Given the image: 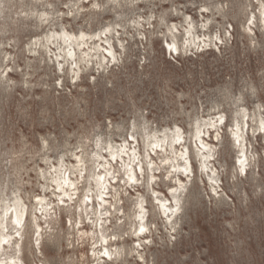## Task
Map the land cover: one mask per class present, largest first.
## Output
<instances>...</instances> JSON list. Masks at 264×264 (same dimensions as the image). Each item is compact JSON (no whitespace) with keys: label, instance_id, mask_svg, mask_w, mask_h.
<instances>
[{"label":"rangeland","instance_id":"1","mask_svg":"<svg viewBox=\"0 0 264 264\" xmlns=\"http://www.w3.org/2000/svg\"><path fill=\"white\" fill-rule=\"evenodd\" d=\"M191 20L196 34L190 43L185 31ZM174 23L181 31L176 38L169 30ZM109 25L120 33L113 39L118 59L93 53L79 62L78 74L74 60L63 57L64 43L44 39L64 27L92 33ZM168 40L180 45V54ZM204 119L219 120L206 134L217 182L202 170L193 138ZM262 120L264 0H0V210L18 197L30 209L39 195L60 203L53 165L75 162V152L88 159L99 147L128 138L146 155L149 135L180 128L193 165L173 223L153 209L143 187L121 182V190L129 187L133 198L142 193L148 200L153 232L143 235L149 236L139 247L143 261L137 251L98 263L89 216L61 206L50 224L43 218L45 258L33 254L29 241L27 264H264ZM237 123L245 131L246 169L233 135ZM152 155L156 189L171 197L175 171L168 172L178 161L164 152ZM114 166L122 177V161ZM133 200L121 202L126 212L133 213ZM130 227L123 217L111 228L127 249L139 244Z\"/></svg>","mask_w":264,"mask_h":264},{"label":"bare ground","instance_id":"2","mask_svg":"<svg viewBox=\"0 0 264 264\" xmlns=\"http://www.w3.org/2000/svg\"><path fill=\"white\" fill-rule=\"evenodd\" d=\"M115 2L116 0H114ZM118 5H120V1ZM188 23L189 26L186 28L185 34L189 35L190 43L195 42L196 27L192 20ZM169 30L174 38L181 32L175 23ZM115 34L120 33L113 25L105 26L101 31L92 33L84 30L79 32L70 31L64 27L62 31L54 30L47 33L44 39L64 43L63 57L65 60H74L72 65L75 62L76 69L73 71L78 74L81 71L79 62L93 56V53H101L103 60L118 59L113 42ZM89 42L94 44H92L93 47L89 46ZM167 45L180 54L181 47L176 41L171 43L168 40ZM78 53L80 54L79 60L77 57ZM171 54H174L173 51ZM61 56L62 54H58L57 59H60L59 57ZM218 121L204 119L198 123L193 135L197 145V156L201 161V168L203 171H207L210 180L216 182V177L211 175V172L214 173L216 171V168L211 166L213 157H215L214 147L207 141L206 134L210 133L212 128L216 129L218 127ZM262 124L264 127V120H262ZM233 135L235 141L242 147L241 168L246 169L250 158L248 153L244 151L246 142L244 126L237 123L236 128L233 129ZM134 142H138V140L131 141L128 138L120 145L110 144L108 147H99L89 155L88 159L84 156L85 154L75 152L73 153L75 162L62 161L58 165H53L54 171L51 173V179L55 189L59 191L57 195L60 203L58 204L48 199L45 195L35 197V204L32 209L27 206L21 197L14 199L12 204L4 203L0 210V264H27L24 259V245L29 241L33 244V254L35 256L45 255L43 243L47 230H44L43 218H46L45 223L50 224L54 220L53 217L56 216L57 218V208L61 209V206L68 210L70 214L73 211L75 213L80 211V215L87 214L89 216L88 222L92 225V229L91 235L87 234L93 240L94 256L99 261L98 263L109 259L116 261L125 260L126 257L135 254L137 251L141 261H143V255L139 247H143L149 238V236L145 237L143 235L153 232L152 223L150 224V210L147 208L148 200L145 194L142 193L133 198L131 192L128 194L129 187L126 190H121L123 187L121 182L124 181L125 185L132 187L135 185L143 187L153 199V209L166 217L168 223H173L179 217L182 209L181 198L188 191L187 183L183 178L191 179L193 165L186 138L180 128L162 132L161 135L157 133L149 135L145 140L148 147L146 155L139 150L138 143L134 145ZM178 144L182 145L183 148H178ZM159 152L172 155L178 161L177 165L173 163L175 169L168 172L170 174L169 177H171V171H175L173 177L169 178H173L172 181L175 182V186L169 190L171 197L162 194L161 191L156 189L160 178L157 175L156 162L152 153L158 155ZM168 155L166 156L167 160L171 158ZM119 160L122 161L124 169L122 177H118L115 175L116 171H112L115 169L114 162H119ZM213 187L217 191V188ZM126 196L134 199L132 202L134 206L133 213L126 212L124 206L121 205ZM129 211L131 210L129 209ZM123 217L129 220L132 232L129 229L130 233H128L138 239V246H129L130 248L127 249V245H120L122 234L117 231H111L114 224H119ZM81 220V224L84 223L85 220ZM70 221L72 222V219ZM29 224L32 229V237L30 239L27 237V226ZM100 253H103V255L97 257ZM34 263L43 264L45 261L38 260V262L35 261Z\"/></svg>","mask_w":264,"mask_h":264}]
</instances>
